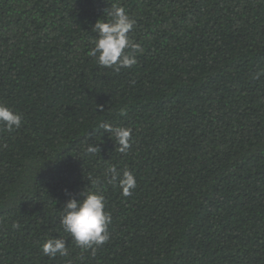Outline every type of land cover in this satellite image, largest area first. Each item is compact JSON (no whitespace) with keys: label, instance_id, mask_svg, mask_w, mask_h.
<instances>
[{"label":"trees","instance_id":"obj_1","mask_svg":"<svg viewBox=\"0 0 264 264\" xmlns=\"http://www.w3.org/2000/svg\"><path fill=\"white\" fill-rule=\"evenodd\" d=\"M113 4L140 45L119 71L89 55ZM257 73L264 0H0V104L22 117L0 126V264H264ZM102 123L132 129L127 153ZM109 165L133 172L131 196L108 183ZM83 190L111 215L94 255L58 218ZM48 238L68 255L44 256Z\"/></svg>","mask_w":264,"mask_h":264},{"label":"clouds","instance_id":"obj_2","mask_svg":"<svg viewBox=\"0 0 264 264\" xmlns=\"http://www.w3.org/2000/svg\"><path fill=\"white\" fill-rule=\"evenodd\" d=\"M103 16L106 19L97 20L92 31L96 34L92 42L89 55L94 57L96 63L104 68H113L119 71L136 64V57L125 52V49L138 50L140 45L129 37L135 20L130 17L125 8L113 4ZM264 73H257L256 78ZM21 114L12 111L7 105L0 104V126L7 130L21 125ZM100 127L105 134L115 139L117 151L125 154L131 146L132 129L124 126H113L111 123H102ZM98 146L88 145L86 153L96 154ZM108 183L117 186L124 197L133 194L137 187V180L133 172L125 170L122 173L115 165L106 169ZM93 186L99 183L98 179L89 177ZM79 199L70 197L58 212L59 223L64 233L71 238V242L82 250H92L95 254L97 248L109 239L108 227L111 224V215L105 211V198L100 191H81ZM13 228L19 227L13 223ZM44 256L55 258L67 256L68 248L63 238H48L41 247Z\"/></svg>","mask_w":264,"mask_h":264}]
</instances>
